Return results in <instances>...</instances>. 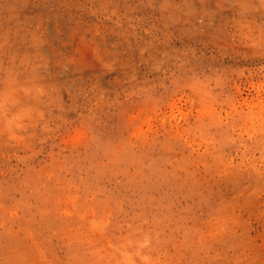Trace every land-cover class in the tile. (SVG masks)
Segmentation results:
<instances>
[{
    "label": "rangeland",
    "instance_id": "rangeland-1",
    "mask_svg": "<svg viewBox=\"0 0 264 264\" xmlns=\"http://www.w3.org/2000/svg\"><path fill=\"white\" fill-rule=\"evenodd\" d=\"M0 264H264V0H0Z\"/></svg>",
    "mask_w": 264,
    "mask_h": 264
}]
</instances>
